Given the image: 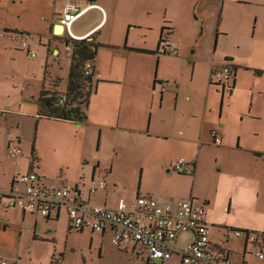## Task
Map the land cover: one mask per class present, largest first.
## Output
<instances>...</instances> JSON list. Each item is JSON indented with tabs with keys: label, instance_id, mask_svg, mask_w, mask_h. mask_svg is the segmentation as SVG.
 Masks as SVG:
<instances>
[{
	"label": "crops",
	"instance_id": "0c3cea01",
	"mask_svg": "<svg viewBox=\"0 0 264 264\" xmlns=\"http://www.w3.org/2000/svg\"><path fill=\"white\" fill-rule=\"evenodd\" d=\"M64 1L0 0V192L33 170L48 188L81 183L91 203L108 206L139 194L193 196L233 264H264L234 234H264V0H74L82 9L74 34L102 43L85 122L39 114L42 91L67 87L72 50L57 32ZM165 38L171 49L161 51ZM223 64L232 77L218 85L212 72ZM45 124H56V140ZM12 145L22 154L10 155ZM180 157L191 173L174 169ZM102 177L108 186L88 195ZM82 234L101 257L111 232L73 227L64 205L49 216L0 207V258L13 264H88L89 246L74 240ZM115 246L156 262L136 244Z\"/></svg>",
	"mask_w": 264,
	"mask_h": 264
},
{
	"label": "built area",
	"instance_id": "2783aa9c",
	"mask_svg": "<svg viewBox=\"0 0 264 264\" xmlns=\"http://www.w3.org/2000/svg\"><path fill=\"white\" fill-rule=\"evenodd\" d=\"M81 11L74 0L64 1L59 18L63 35L79 39L72 30V24ZM20 38L21 46L27 54L36 56L37 52L30 46L28 39ZM66 49L72 50V44H66ZM160 49H171L168 38L161 40ZM86 69L97 75L91 60L86 62ZM212 76L218 85H224L232 77V69L228 64H223L213 70ZM67 100L68 95L64 92L57 97L59 104H64ZM211 135L213 143H221L218 127L211 130ZM8 151L12 156H19L23 152L19 145L9 146ZM186 162L184 157H180L173 167L177 172L191 173L193 167L187 166ZM80 184L48 188L39 173L32 170L20 174L9 190L0 192V207H19L49 216L59 205H64L73 227L109 230L114 245L136 244L152 261H165L178 256L175 264H233L227 252L217 248L211 241L206 223V208L197 198L187 196L171 201L151 194H139L130 199L120 198L115 206H108L91 203L81 193ZM107 186L105 177L93 180L88 186V195ZM113 190L116 192V187ZM185 232H190L192 238L181 247L177 240ZM234 234L243 236L248 243L254 245L257 257L264 260V234L240 229L234 230ZM0 264L13 263L7 258H0Z\"/></svg>",
	"mask_w": 264,
	"mask_h": 264
},
{
	"label": "trees",
	"instance_id": "16d2710c",
	"mask_svg": "<svg viewBox=\"0 0 264 264\" xmlns=\"http://www.w3.org/2000/svg\"><path fill=\"white\" fill-rule=\"evenodd\" d=\"M164 29L168 30V28ZM64 41L66 44H72L71 63L66 90L47 89L42 91L39 114L46 117L85 122L87 120L86 109L90 96L98 81L95 79L93 72H87L86 62L95 59L97 50L102 43L95 39H73L67 36H65ZM135 49L146 51L143 49ZM63 92L68 95V100L64 104H59L57 97Z\"/></svg>",
	"mask_w": 264,
	"mask_h": 264
},
{
	"label": "rangeland",
	"instance_id": "374dc122",
	"mask_svg": "<svg viewBox=\"0 0 264 264\" xmlns=\"http://www.w3.org/2000/svg\"><path fill=\"white\" fill-rule=\"evenodd\" d=\"M75 21V20H74ZM73 21V22H74ZM60 23V22H59ZM66 36V35H65ZM82 39V38H81ZM56 124H45L43 127L44 133H47L51 136L52 140H56L59 135L56 131ZM27 130H30L28 127ZM35 133V129L33 130V134ZM43 136L40 135V140H42ZM99 139H96V143L94 142V151H98ZM97 154V153H95ZM103 155V152L100 153ZM134 181H139V176L133 178ZM99 236V233H96ZM190 238V235L185 234L182 237V243H184L187 239ZM74 240L78 245L86 248L90 245V241L88 240L86 234L78 235L74 237ZM96 243L100 242L99 238H95ZM95 244L94 246H89V250L86 252L88 264H146L145 260L139 255H133L130 250L120 249L116 247L111 241L109 236H105L103 239V249L100 257V247ZM76 254L71 255V260L73 261L76 258ZM100 257V259H99ZM177 257H174L168 260L165 264H175ZM155 264H162L160 261L156 260Z\"/></svg>",
	"mask_w": 264,
	"mask_h": 264
},
{
	"label": "water",
	"instance_id": "95a60500",
	"mask_svg": "<svg viewBox=\"0 0 264 264\" xmlns=\"http://www.w3.org/2000/svg\"><path fill=\"white\" fill-rule=\"evenodd\" d=\"M58 31V34H63L62 33V30H63V26L60 24V25H58V29H57Z\"/></svg>",
	"mask_w": 264,
	"mask_h": 264
}]
</instances>
